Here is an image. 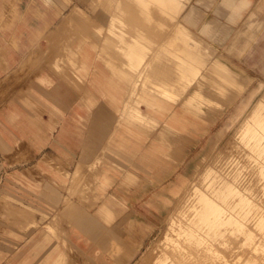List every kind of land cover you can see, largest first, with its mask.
<instances>
[{
  "label": "crops",
  "instance_id": "obj_1",
  "mask_svg": "<svg viewBox=\"0 0 264 264\" xmlns=\"http://www.w3.org/2000/svg\"><path fill=\"white\" fill-rule=\"evenodd\" d=\"M189 1L102 0L110 10L102 25L83 22L94 13L67 0H0V199L29 214L2 231L0 253L11 257L0 264H65L53 223L64 215L74 235L84 223L98 226L77 199L61 209L69 190L86 189L82 176L95 174L90 183L105 197L95 212L110 222L127 199L109 191L135 189L126 185L142 173L138 159L155 153L153 143L140 153L148 131L159 124L162 142L198 125L187 115L204 121L212 78L237 80L188 28ZM223 2L233 16L251 5ZM116 179L123 184L113 188ZM127 241L111 264L134 255L139 243Z\"/></svg>",
  "mask_w": 264,
  "mask_h": 264
},
{
  "label": "rangeland",
  "instance_id": "obj_2",
  "mask_svg": "<svg viewBox=\"0 0 264 264\" xmlns=\"http://www.w3.org/2000/svg\"><path fill=\"white\" fill-rule=\"evenodd\" d=\"M101 1L67 0V4L94 13H84L83 22L94 17L98 20L94 23L100 18L102 25H108L110 10ZM245 1L251 5L240 16H233L223 0L189 1L188 28L241 83L229 86L237 80L221 84L212 78L208 93L212 102L203 105L204 121L187 115L198 125L188 124L162 142L154 139L159 124L148 131L140 153L151 143L155 153L138 159L142 173L126 185L135 189L109 191L127 199L125 205L113 208L110 222L95 212L105 201L97 195L96 183H90L96 182L95 174L82 176L86 189L69 190L61 209L66 212L77 199L98 226L84 223L74 235L73 224L59 211L63 216L53 224L65 264L114 263L128 238L139 244L125 264H264V0ZM205 24L211 33L201 31ZM259 101L263 106L255 110ZM121 183L116 179L111 186ZM6 199H0V235L29 217ZM22 245L31 249L26 240ZM5 257L0 253L3 262L11 255ZM23 257L31 256H15Z\"/></svg>",
  "mask_w": 264,
  "mask_h": 264
},
{
  "label": "bare ground",
  "instance_id": "obj_3",
  "mask_svg": "<svg viewBox=\"0 0 264 264\" xmlns=\"http://www.w3.org/2000/svg\"><path fill=\"white\" fill-rule=\"evenodd\" d=\"M167 7V6H166ZM162 8V7H161ZM179 14V13H178ZM177 16H175V18H176ZM176 32V31H175ZM217 66V65H216ZM247 83H249V82H247ZM244 86H246V85H244ZM243 86V87H244ZM243 87L240 89V90H242L243 89ZM240 90H238V91H240ZM237 97V96H236ZM261 106H263V103L262 102H258V104L255 106V110H258L259 109V107H261ZM251 114H252V112H251ZM254 116V115H253ZM250 120V119H249ZM238 184V183H237ZM227 237V236H226ZM219 250V249H218ZM158 257V256H157ZM202 263V262H201ZM203 264V263H202Z\"/></svg>",
  "mask_w": 264,
  "mask_h": 264
}]
</instances>
